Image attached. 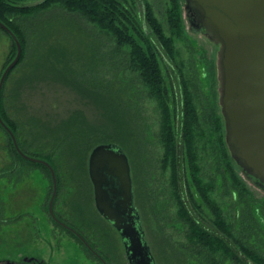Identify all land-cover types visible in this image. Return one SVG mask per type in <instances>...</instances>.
I'll list each match as a JSON object with an SVG mask.
<instances>
[{"label": "rangeland", "instance_id": "rangeland-1", "mask_svg": "<svg viewBox=\"0 0 264 264\" xmlns=\"http://www.w3.org/2000/svg\"><path fill=\"white\" fill-rule=\"evenodd\" d=\"M165 1L148 0L154 5L155 13L159 17L163 14ZM34 3L31 1L27 2L26 5ZM179 6L184 37L181 40L175 39L174 41L175 51H178L177 62L172 63L169 61L162 50L159 54L163 76L167 82L171 81L173 83L176 98L177 119L175 125L178 142L179 200L202 229L225 241L227 240L229 246L239 254L242 260L248 264H253L236 249L234 240H230L227 235L222 234L214 227L210 211L203 206V214H200L191 201L190 194L193 193L195 201L201 202L193 185L192 175L189 173V165L186 162L182 143L183 136L180 126L181 80L184 79L187 82L195 97V102L201 112V125L204 128L206 125L203 122L202 115L207 110V104L210 100L216 103L218 114L223 117L219 103L220 92L217 72L219 46L204 35L202 31L193 28L187 20L184 0L179 1ZM44 18L49 20L47 25L33 28L46 41L31 44L32 46L26 52L27 55L29 54V62L24 69L20 70V66L12 72L6 81L4 90V106L7 115L9 118L18 121L20 126L17 125L23 128L24 132L26 130V134L21 129L19 130L21 134L19 140L24 145L26 140L25 152L29 155L36 154V156L39 152L46 154L47 150H38L37 145L32 141L34 131L58 130L63 121L76 113H81L94 126L100 122L99 111L93 105L96 102L95 97L91 98L86 88L84 89L81 86L78 75L82 71H86L85 73L89 76L90 72H87L88 69L84 68V64L93 66L95 63L101 62V66L96 67V72L100 73L101 70L104 73L108 72L110 79H113L111 85L116 84L115 86H117L121 56L115 54L114 43L107 40L103 33L99 32L97 28L92 29L91 25L75 15L70 16L68 12L55 7L46 13ZM70 18L75 23L74 25L93 35L98 41H89L84 37L85 34H80L76 30V26L74 28L69 24ZM64 24L69 25L65 26ZM30 30L32 32L31 28ZM88 45L93 46L96 53L94 58L91 57V53L88 51ZM11 47L9 37L1 33L0 75L11 59L8 58ZM54 53L58 57L65 56L62 65L68 66V68L62 70L59 66H54L52 63H55L52 58L55 57L53 56ZM206 61L212 63L214 75L212 78L208 74V80L204 83L200 77L202 78L203 64ZM204 69L208 71L207 68ZM67 71L72 74V77L65 74ZM64 74L66 77H64ZM131 75L132 73L128 74V76ZM88 76H85V78H88ZM95 78L96 76L90 77L91 80L96 82ZM212 91L215 96L208 97V93L211 95ZM141 105L147 123L145 126L148 137L146 144L140 142V152L141 156L145 158L146 169L144 175L141 176V181L147 184V186H144V191L150 196L146 204L142 201L139 203V200L136 199L135 206L140 216L144 240L150 247L155 264H179L177 262L179 257L182 253H187V251H184L185 248L182 247L191 244L186 236L187 228L183 227L181 221H177L179 208L174 204L175 201L170 192L168 182L170 170L168 169L163 173L160 168V160L163 157L164 149L159 138L160 116L156 108L157 104L153 99L146 98L145 100L141 99ZM216 136H221L222 144L218 143L217 137H215L214 146L216 151L212 148L208 150L212 162L215 163V160H218L216 156L220 155L218 150L222 145L228 152L235 174L241 184L255 198L264 199V189L257 187L253 180L243 174L230 156L226 144L224 121L219 135ZM17 142L19 144L18 139ZM203 142H205V139H203ZM12 145L9 135L0 127V171L10 166V164L15 165L13 173L9 176H5L0 172V264L15 263L24 256H34L40 261H44L45 264H98V260L96 262L93 258H88L80 245L61 229H57L50 219L47 213L48 202L53 193V182L50 174L39 166H25L15 160L10 153V149H13ZM64 149L68 152L65 154L64 171L56 174L55 212L61 218H68L73 221L80 218L82 221L78 224H81V227L86 231H90V233L93 231L95 238L98 239L99 252L106 264H128L122 239L117 231L100 217L94 205L93 187L88 176V158L93 147L88 149L84 141L77 142L69 139L65 143ZM133 151L136 153L134 149ZM129 164L131 167L130 159ZM214 173L216 172L214 171ZM205 178L204 182L206 183L208 177ZM216 185L217 188L220 187V178L216 180ZM221 193L222 191L217 189L215 197H212L218 203L221 202L223 213L231 221L228 216L229 207H227L229 198ZM135 194L137 198L145 195L144 192L140 193V191L139 193L135 191ZM155 197L165 206V210L156 207ZM171 248H177V260ZM225 264L235 263L229 260Z\"/></svg>", "mask_w": 264, "mask_h": 264}, {"label": "trees", "instance_id": "trees-1", "mask_svg": "<svg viewBox=\"0 0 264 264\" xmlns=\"http://www.w3.org/2000/svg\"><path fill=\"white\" fill-rule=\"evenodd\" d=\"M31 1L35 3L26 5L27 2ZM179 1L166 0V5L162 10L163 14L159 17L155 13L154 5L148 0H0V21L15 33L22 47L20 60L8 74L2 89L0 116L11 128L19 141L21 150L25 152L24 148H26L27 142L25 140L24 145L19 140L21 139L19 130L24 132V129L19 127L18 121L9 118L4 106L6 81L18 67L21 66L20 70L26 67L29 62V54L27 55L26 52L32 46L31 44L46 41L33 28L48 24L49 20L44 18L46 13L57 7L68 12L70 16H77L91 25L92 29L97 28L99 32L103 33L107 40L114 43L115 54L121 55L117 86H115L116 84L111 85L113 79H110L108 72L104 73L103 70L100 73L96 72L95 69L101 66V62L95 63L93 66L84 64V68L88 69V73L90 72L89 76H96V82L90 79L85 73L86 71H82L78 75L80 84L90 93L91 98L95 97L96 102L93 105L99 111L100 122L94 126L81 113H76L63 121L58 130L34 131L32 141L37 145L38 150L46 149V154L37 152L38 156H36V154L25 153L47 161L57 174L64 171L65 154L68 152L64 149V145L69 139L77 142L84 141L88 149L94 148L98 144H115L129 156L131 173L136 186L135 190L145 194L144 197L138 196L137 199L139 203L142 201L146 204L150 195L144 191V186L147 184L141 181V176L144 175L146 169L145 158L141 156L140 152V142L146 144L148 137L141 99H153L157 104L156 108L160 116L159 138L164 149L160 168L163 173L168 169L170 170L168 181L170 192L175 201L174 204L179 208L177 221H181L183 227L187 228L186 236L191 244L182 247L187 253H182L178 260L177 248H171L177 262L179 264H225L232 260L235 264H248L229 246L227 240L225 241L202 229L179 200L178 142L175 125L177 119L176 98L174 85L171 81L167 82L163 76L161 60L159 59L162 50L169 61L177 62L178 51H175L174 41L184 37ZM66 20L68 21V19ZM68 22L74 28L77 27L71 18ZM76 30L82 35L85 34L84 37L89 41H98L97 38L83 31L80 27H77ZM1 33L9 37L12 45V53L10 52L8 56L11 59L4 67L5 69L16 55V46L10 36L0 28ZM87 48L91 57L94 58L96 53L93 46L88 45ZM53 56H55L52 57L55 61V63L52 62L54 66H59L62 70L68 68V66L62 65L65 56L58 57L55 53ZM204 68H207L208 71H205ZM202 71V78L200 77L202 82L206 83L208 74L213 78V65L210 61L203 64ZM131 73L132 75L128 76ZM65 74L72 77L68 71ZM65 74L64 77H66ZM181 82L180 126L183 136L182 143L186 162L189 165V173L192 175L193 185L201 202L195 201L193 193L190 194L191 201L200 214H203V206L210 211L214 227L222 234L227 235L230 240H234L236 242L234 246L246 259L253 264H264V199L255 198L241 184L235 174L228 152L222 145L218 150L220 155L216 154L218 160H215V163L212 162L208 150L212 148L216 151L215 137L217 134L219 135L224 119L218 114L216 103L210 100L207 104V110L202 115L206 125L204 128L201 125V112L197 107L195 97L187 82L184 79ZM111 86L113 87L111 88ZM211 96H215L213 91L211 95L208 93V97ZM24 133L26 134V130ZM217 140L218 143L222 144L221 136H218ZM10 153L19 163L25 166H39L49 173L45 167L20 157L14 147L10 149ZM14 166L10 164L0 172L9 176L13 173ZM243 174L248 177L247 173ZM206 176L208 179L205 183ZM219 178L221 185L217 188L216 180ZM251 180L257 187L264 189V186L256 179L251 178ZM217 189L222 191L223 196L229 198L227 207H229L228 216L231 221L223 213L221 202L218 203L212 197H215ZM155 204L157 208H164L165 210V206L160 203L157 197H155ZM76 219L79 222L82 221L80 218Z\"/></svg>", "mask_w": 264, "mask_h": 264}, {"label": "water", "instance_id": "water-1", "mask_svg": "<svg viewBox=\"0 0 264 264\" xmlns=\"http://www.w3.org/2000/svg\"><path fill=\"white\" fill-rule=\"evenodd\" d=\"M200 17L201 31L219 46L217 72L226 144L235 164L264 186V0H184ZM0 28L16 46V55L0 77V99L5 80L19 62L22 47L15 33ZM23 159L45 167L53 182L49 211L57 191L55 171L47 161L27 155L0 116ZM88 175L98 213L120 233L129 264H155L144 240L134 208L131 167L122 148L98 144L88 158ZM102 264L106 262L100 258Z\"/></svg>", "mask_w": 264, "mask_h": 264}, {"label": "flooded vegetation", "instance_id": "flooded-vegetation-1", "mask_svg": "<svg viewBox=\"0 0 264 264\" xmlns=\"http://www.w3.org/2000/svg\"><path fill=\"white\" fill-rule=\"evenodd\" d=\"M184 8L186 10L187 20L190 22V24L193 26V28L199 29L201 31V24H200L199 15L196 12H194L193 10L188 9L186 7V5L184 6ZM131 179H132L134 208H135L136 213L139 216L138 210L136 209V206H135V201H136L137 197H136V194H135L136 186H135V181L133 179L132 173H131ZM93 197H94V193H93ZM50 199H51V197H50ZM55 199H54V203H53V206H52L54 216H52L50 214V211H49V202H50V200L48 202L47 213H48L50 219L52 220V222L57 227V229H61V231H63L64 233L69 235L72 239H74L80 245V247L82 248V250L84 251V253L86 254V256L88 258H93L96 262L98 260L97 263L98 264H102V262L99 259L102 258L103 256L99 252V248H98V244H97L98 243V239L95 238L93 231H91L92 233H90V231H86L85 229H83L81 227V224H78L79 221L77 219L73 221V220H70L68 218H61L60 216H58L57 213L55 212V209H54L55 208L54 205H55V201H56ZM100 217H102V216L100 215ZM105 221L113 227V225L110 222H108L107 220H105ZM138 221H139V225H140V216H139V220ZM140 228H141V225H140ZM141 231L143 232L142 228H141ZM117 233L120 236V233L118 231H117ZM120 238H121V236H120ZM10 264H45V262L44 261H40L38 258H36L34 256H24V257H22V259L20 261H17L15 263H11L10 262Z\"/></svg>", "mask_w": 264, "mask_h": 264}]
</instances>
